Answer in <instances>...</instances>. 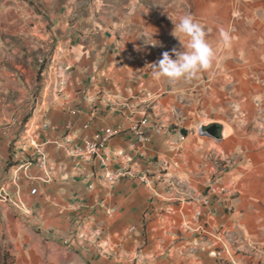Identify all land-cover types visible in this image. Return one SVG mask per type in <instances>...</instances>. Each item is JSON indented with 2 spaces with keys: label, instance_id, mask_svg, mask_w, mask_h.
Listing matches in <instances>:
<instances>
[{
  "label": "crops",
  "instance_id": "0c3cea01",
  "mask_svg": "<svg viewBox=\"0 0 264 264\" xmlns=\"http://www.w3.org/2000/svg\"><path fill=\"white\" fill-rule=\"evenodd\" d=\"M32 1L0 0V247L9 264H264V0ZM184 14L204 27L216 59L198 79H157L151 64L182 49L172 20ZM101 90L156 94L165 127L148 148L184 178L182 193L133 178L106 184L92 159L65 153V134L78 141L107 126L121 129L111 150L132 148L139 110L82 98ZM183 119L231 131L198 142L182 131L180 140L172 125ZM26 128L45 142L47 167ZM217 173L233 194L230 212L217 189L203 203Z\"/></svg>",
  "mask_w": 264,
  "mask_h": 264
},
{
  "label": "built area",
  "instance_id": "2783aa9c",
  "mask_svg": "<svg viewBox=\"0 0 264 264\" xmlns=\"http://www.w3.org/2000/svg\"><path fill=\"white\" fill-rule=\"evenodd\" d=\"M82 98L91 104L95 101L102 102L112 109H138L140 118L131 121L128 129L132 135L133 146L129 150L124 148L111 150L109 142L121 132V129L117 126H107L95 135L84 134L80 136L78 141H76L75 137H69L70 133L65 134L63 145L67 155L77 159H92L97 163L101 178L106 184H112L123 178H133L138 179L149 187L163 182L174 192H181V188L185 183L184 179L169 175L167 169L157 163L155 156L151 154L148 148V142L154 136L162 134L165 127L153 111L156 98H158L155 94L145 91L142 94L118 99L108 91L101 90L95 94L82 91ZM178 133L180 140H184L185 137L180 129ZM24 135L29 139L30 145L34 148L37 155V165L40 168L47 167L49 159L45 150V142L39 141L35 133L29 131L28 128L24 129ZM217 158H221L224 161L222 168L231 165L229 158L223 152L219 153ZM209 183L210 185L203 203L207 204L209 202L208 194L213 189H217L220 193V197L217 198L218 202L222 204L225 212H230L232 210L231 201L233 194L230 192L228 185L225 184L224 178L217 173L214 177L210 178ZM201 214L202 210L200 208L196 211V216H201ZM130 230H133V227Z\"/></svg>",
  "mask_w": 264,
  "mask_h": 264
},
{
  "label": "clouds",
  "instance_id": "9594fccd",
  "mask_svg": "<svg viewBox=\"0 0 264 264\" xmlns=\"http://www.w3.org/2000/svg\"><path fill=\"white\" fill-rule=\"evenodd\" d=\"M172 22L174 24L172 34L178 38L182 49L164 51L162 57L151 64L153 76L157 79L166 78L173 83L198 79L202 72L213 66L216 52L206 38L204 27L191 14L181 15ZM180 35L186 38V43L180 40ZM220 38L226 46L231 44V37L227 31L221 29ZM157 43L158 41L151 44Z\"/></svg>",
  "mask_w": 264,
  "mask_h": 264
},
{
  "label": "rangeland",
  "instance_id": "374dc122",
  "mask_svg": "<svg viewBox=\"0 0 264 264\" xmlns=\"http://www.w3.org/2000/svg\"><path fill=\"white\" fill-rule=\"evenodd\" d=\"M26 1H28L29 2V4H32L33 3V1L32 0H26ZM38 4V6H35L37 9L39 8V3H37ZM36 4V5H37ZM39 13H42V11H40ZM68 67V68H67ZM56 69H59V67L58 66H56ZM70 70V66H67V65H64L62 68H61V70H60V72L58 71L57 73H58V75H57V78H58V80H59V82H60V85L62 84V85H64L65 84V81H66V74L68 73V71ZM145 92V91H144ZM144 92H141V93H138V94H142V93H144ZM147 92H150V91H147ZM152 93V92H151ZM156 95V94H155ZM157 102H158V98H156V102H155V104H154V106H156L157 105ZM157 117H159V115H157ZM198 120L199 119H195L193 122L192 121H186L185 119H183L180 123H176V124H174V125H172L173 127H174V131H176V132H178L179 131V129H180V131L182 132V131H184L185 132V134L186 135H189L190 136V138L188 139L189 141L190 140H194V141H197L198 142V139H199V133H198ZM168 126H170V125H168ZM231 131V130H230ZM183 136L185 137V135L183 134ZM230 138V137H229ZM187 142V141H186ZM199 143H202V141L200 142L199 141ZM212 144H222V143H217L216 141H212ZM181 146H182V144H181ZM212 146H214V145H212ZM212 153V152H211ZM213 154V153H212ZM214 155V154H213ZM212 155V156H213ZM155 159H157L156 157H155ZM171 176H174L173 174H171ZM176 177H179V178H182V177H180V176H177V175H175ZM182 179H184V178H182ZM185 184V183H184ZM133 229H134V227H133Z\"/></svg>",
  "mask_w": 264,
  "mask_h": 264
},
{
  "label": "water",
  "instance_id": "95a60500",
  "mask_svg": "<svg viewBox=\"0 0 264 264\" xmlns=\"http://www.w3.org/2000/svg\"><path fill=\"white\" fill-rule=\"evenodd\" d=\"M198 133L215 140H222L230 132V126L223 121H202L198 124Z\"/></svg>",
  "mask_w": 264,
  "mask_h": 264
},
{
  "label": "trees",
  "instance_id": "16d2710c",
  "mask_svg": "<svg viewBox=\"0 0 264 264\" xmlns=\"http://www.w3.org/2000/svg\"><path fill=\"white\" fill-rule=\"evenodd\" d=\"M35 6H38V4L37 5L35 4ZM14 164L15 163L13 162V155L10 154L9 160L7 162V167L9 168ZM9 260H10L9 253L0 247V264H9Z\"/></svg>",
  "mask_w": 264,
  "mask_h": 264
},
{
  "label": "bare ground",
  "instance_id": "6f19581e",
  "mask_svg": "<svg viewBox=\"0 0 264 264\" xmlns=\"http://www.w3.org/2000/svg\"><path fill=\"white\" fill-rule=\"evenodd\" d=\"M231 130V129H230Z\"/></svg>",
  "mask_w": 264,
  "mask_h": 264
}]
</instances>
